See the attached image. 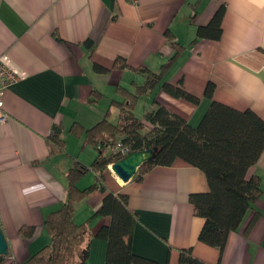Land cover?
<instances>
[{
    "label": "crops",
    "instance_id": "obj_1",
    "mask_svg": "<svg viewBox=\"0 0 264 264\" xmlns=\"http://www.w3.org/2000/svg\"><path fill=\"white\" fill-rule=\"evenodd\" d=\"M220 9L219 37L197 38V29ZM175 43L181 50L164 81L180 84L199 103L156 89L144 96L150 102L143 115L154 109V100L196 127L216 101L249 109L264 121V0H138L137 5L125 0H0V56L25 73L3 94L7 120L0 123V228L8 257L2 264H25L47 244L43 222L66 200L67 171L88 167L96 157L83 134L69 131L71 125L88 129L106 112L115 124L119 110L112 101H121L116 89L141 85L143 69L158 72ZM118 58L125 60L124 69L114 67ZM94 65L105 72L95 71ZM208 83L214 87L211 99L204 95ZM54 126L61 127L60 152L48 142ZM80 149L88 154L84 160ZM247 175L260 180L262 195L253 209L258 215L245 231L254 212L246 214L221 255L198 240L203 219L194 214L189 195L208 191L199 169L176 160L127 183L108 170L102 184L107 192L127 196L136 216L131 241L136 255L182 264L179 252L189 249L204 264H264V150ZM95 180L89 171L77 186ZM103 196L94 190L74 207V222L88 229V264L105 262L106 241L95 237L110 222L97 214ZM23 228L32 230L29 237L20 234Z\"/></svg>",
    "mask_w": 264,
    "mask_h": 264
},
{
    "label": "trees",
    "instance_id": "obj_2",
    "mask_svg": "<svg viewBox=\"0 0 264 264\" xmlns=\"http://www.w3.org/2000/svg\"><path fill=\"white\" fill-rule=\"evenodd\" d=\"M222 9L217 11L210 23L197 29V38L217 39L221 33ZM171 40V38H170ZM89 46V45H88ZM174 52L163 63L158 72L141 70L144 82L135 85L132 91L118 87L121 101H112L118 110L115 124L108 121V112L88 129L72 124L69 131L85 137V143L96 149L97 155L88 167L73 166L67 173L66 200L44 220L43 226L48 242L28 258L25 264H88L90 239L85 223L76 224L73 220L75 204L89 193L99 190L104 194L98 215L109 217L108 225L100 226L95 237L106 241L104 264H159L151 259L136 255L131 249L135 214L128 208L124 194L107 192L102 184L103 173L108 165L123 157L111 153L110 147L121 142L129 148V153L157 148L154 157L142 164L133 178L140 179L150 169L168 167L180 160L202 171L208 183V191L189 195L194 214L203 219L198 240L216 248L222 254L226 240L236 231L246 214L253 211L255 203L262 195L260 180L249 176L248 170L258 161L264 150V121L249 109L237 110L228 105L212 101L196 127L190 126L183 118L157 104L146 111L141 119L134 114L137 101L156 89L162 90L175 99H182L197 105L199 98L188 93L180 84L164 81L165 74L175 62L181 47L172 44ZM114 67L124 69V59L115 60ZM94 70L105 72L94 65ZM214 87L208 83L205 97L212 98ZM61 127L54 126L48 138L56 152L63 150L60 139ZM108 151V154L105 152ZM96 175L92 185L77 186L88 172ZM254 212V211H253ZM252 214L247 231L257 218ZM32 230L23 228L20 234L29 237ZM8 257L0 256V264ZM182 264H204L194 258L189 249L180 250Z\"/></svg>",
    "mask_w": 264,
    "mask_h": 264
},
{
    "label": "water",
    "instance_id": "obj_3",
    "mask_svg": "<svg viewBox=\"0 0 264 264\" xmlns=\"http://www.w3.org/2000/svg\"><path fill=\"white\" fill-rule=\"evenodd\" d=\"M157 150V148H153L129 153L121 160L112 163L110 165V171L122 183H127L133 178L137 169L142 164L150 161L154 157ZM7 254V243L0 228V256H6Z\"/></svg>",
    "mask_w": 264,
    "mask_h": 264
},
{
    "label": "built area",
    "instance_id": "obj_4",
    "mask_svg": "<svg viewBox=\"0 0 264 264\" xmlns=\"http://www.w3.org/2000/svg\"><path fill=\"white\" fill-rule=\"evenodd\" d=\"M126 2L137 5L138 0H125ZM25 77V73L16 69L5 55L0 56V123H4L7 120V115L3 112V94L4 91L12 84ZM111 153H117L122 157L129 154V148L124 146L121 142H117L110 147ZM111 165V164H110ZM110 165L108 170L110 171ZM111 172V171H110Z\"/></svg>",
    "mask_w": 264,
    "mask_h": 264
},
{
    "label": "rangeland",
    "instance_id": "obj_5",
    "mask_svg": "<svg viewBox=\"0 0 264 264\" xmlns=\"http://www.w3.org/2000/svg\"><path fill=\"white\" fill-rule=\"evenodd\" d=\"M140 100V101H139ZM138 101H137V103H136V105H135V109H134V114L139 118H141L142 117V115H143V109L146 107V106H148V103L150 102H148V101H146V99H145V97H143V98H141V99H139ZM102 105H104V104H101V106ZM144 107V108H143ZM80 147L81 148H83V146H82V144H80ZM87 149V148H86ZM85 149V150H86ZM84 149H80V151L78 152V154L80 155V159L81 160H84L85 159V157H87V153L86 152H84L85 151ZM105 154H108V151L107 152H105ZM96 155H97V151H96ZM77 158V157H76ZM80 160V161H81ZM108 170V169H107Z\"/></svg>",
    "mask_w": 264,
    "mask_h": 264
},
{
    "label": "bare ground",
    "instance_id": "obj_6",
    "mask_svg": "<svg viewBox=\"0 0 264 264\" xmlns=\"http://www.w3.org/2000/svg\"><path fill=\"white\" fill-rule=\"evenodd\" d=\"M119 180V179H118ZM121 182V180H119Z\"/></svg>",
    "mask_w": 264,
    "mask_h": 264
}]
</instances>
